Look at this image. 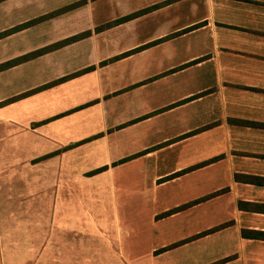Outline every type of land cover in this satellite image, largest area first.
Segmentation results:
<instances>
[{"label": "crops", "instance_id": "crops-1", "mask_svg": "<svg viewBox=\"0 0 264 264\" xmlns=\"http://www.w3.org/2000/svg\"><path fill=\"white\" fill-rule=\"evenodd\" d=\"M0 264H264V0H0Z\"/></svg>", "mask_w": 264, "mask_h": 264}, {"label": "trees", "instance_id": "trees-1", "mask_svg": "<svg viewBox=\"0 0 264 264\" xmlns=\"http://www.w3.org/2000/svg\"><path fill=\"white\" fill-rule=\"evenodd\" d=\"M125 18H128V16L124 17V19H125Z\"/></svg>", "mask_w": 264, "mask_h": 264}]
</instances>
